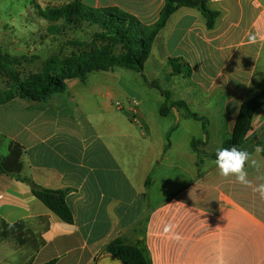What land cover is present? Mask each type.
Instances as JSON below:
<instances>
[{
  "label": "crops",
  "instance_id": "crops-1",
  "mask_svg": "<svg viewBox=\"0 0 264 264\" xmlns=\"http://www.w3.org/2000/svg\"><path fill=\"white\" fill-rule=\"evenodd\" d=\"M75 1L86 9H119L145 25L155 23L163 6V0ZM207 7L218 13L212 29L196 8L171 14L143 67L144 76L165 80L169 60H180L181 73L161 90L207 119L206 136L184 110L160 115L163 97L153 118L140 104L129 107L140 125L76 97L85 96V88L42 102L14 96L0 103V156L9 142L20 144L21 175L40 187L66 190L73 217L71 224L63 222L27 185L0 173V264H123L102 253L117 237L129 244L143 240L151 264H264V201L234 177H221L215 160L202 157L197 165V152L220 148L242 103L264 90V42L250 45L247 39L264 35V0H208ZM257 145L264 147V105L240 146L258 162L259 170L246 166L254 183L264 174ZM166 223L178 225L184 239L165 235Z\"/></svg>",
  "mask_w": 264,
  "mask_h": 264
},
{
  "label": "trees",
  "instance_id": "trees-1",
  "mask_svg": "<svg viewBox=\"0 0 264 264\" xmlns=\"http://www.w3.org/2000/svg\"><path fill=\"white\" fill-rule=\"evenodd\" d=\"M208 0H163V6L155 23L145 25L135 17L116 8L108 9H86L77 1L62 6L59 9L50 10L46 17L51 21H61L69 27L78 28L85 24L94 27L97 31L92 35V41H99L102 47L92 53L72 54L68 58L60 60L55 56L48 57L42 64L41 71L21 80L14 67L19 64V59L0 50V72H3L14 86V92L5 95L0 93V103L9 100L14 96L22 99L42 102L48 97L63 94L66 90V82L78 79L84 84L85 74L91 71H107L115 66L133 69L143 75V67L148 59L153 41L159 31L165 26L167 20L180 7L198 9L205 19L207 29H212L218 16L216 11L207 7ZM53 33L59 29L51 28ZM73 43V42H72ZM71 44V43H70ZM73 43L72 45H79ZM118 49L113 54L112 50ZM180 60H169L171 72L181 73L176 62ZM185 75H189L190 69L184 64ZM144 77V75H143ZM153 86V84L151 83ZM155 87V86H154ZM164 97V102L159 108L160 115H166L172 111L184 110L185 117L200 121L204 135L207 134V119L191 112L183 100L169 101L168 93L156 87ZM264 105V90L256 96L242 103L230 137L225 140L221 147L233 145L240 148L243 139L251 130V121L254 113ZM177 127L174 123L166 133V146L169 145V135ZM194 148V142L192 143ZM23 147L16 142H9L7 154L0 156V173L11 176L21 183L27 185L31 194L39 200L50 212L67 224L73 221L72 213L65 201L66 190H51L38 186L33 181L21 175ZM215 152H197L200 165V158L207 157L215 160ZM264 154V152H262ZM149 175L145 180V192L143 197L148 199L150 186ZM103 254L114 256L123 264H151L149 252L145 242L138 241L135 244L127 243L122 237H117L105 245ZM43 264H55V260Z\"/></svg>",
  "mask_w": 264,
  "mask_h": 264
},
{
  "label": "rangeland",
  "instance_id": "rangeland-1",
  "mask_svg": "<svg viewBox=\"0 0 264 264\" xmlns=\"http://www.w3.org/2000/svg\"><path fill=\"white\" fill-rule=\"evenodd\" d=\"M73 1L0 0V50L20 60L14 70L21 80L38 74L43 62L50 56L63 60L72 54L92 53L102 47L99 41H92V35L97 31L94 27L83 24L75 29L46 17L50 10L59 9ZM53 26L59 32L53 33ZM72 42L80 44L72 45ZM112 52L116 55L118 49L114 48ZM171 75L176 74L171 72L165 80L153 81L136 70L115 66L107 71L86 73L84 84L78 79L68 80L66 89L74 95L77 89H88L85 96L76 97L88 104L102 105L107 112H120L119 118L125 122L134 124L135 121L136 125H140L141 117L128 111L131 100H136L144 114H152L153 118L163 97L156 87L165 90ZM105 90H109V94L101 96L100 93ZM14 91L12 82L0 72V93L9 95ZM117 106H121L122 110L118 111ZM165 121L169 123V119H165L164 125Z\"/></svg>",
  "mask_w": 264,
  "mask_h": 264
},
{
  "label": "clouds",
  "instance_id": "clouds-1",
  "mask_svg": "<svg viewBox=\"0 0 264 264\" xmlns=\"http://www.w3.org/2000/svg\"><path fill=\"white\" fill-rule=\"evenodd\" d=\"M247 39L250 45L257 44L258 42H264V35L249 34ZM255 152H264V147L257 145ZM214 163L221 177L225 179L234 177L236 183L251 188L252 192L258 196L259 200L264 201V174L255 177L257 183L249 179V173L246 167L249 163L251 167L259 170L258 162L253 159L252 153L245 149L238 148L235 145L231 147H221L215 152ZM177 227L178 225L174 223H166L164 224L163 232L165 235H168L170 239L180 242L184 237L176 231ZM219 264H223L222 259L219 261Z\"/></svg>",
  "mask_w": 264,
  "mask_h": 264
},
{
  "label": "built area",
  "instance_id": "built-area-1",
  "mask_svg": "<svg viewBox=\"0 0 264 264\" xmlns=\"http://www.w3.org/2000/svg\"><path fill=\"white\" fill-rule=\"evenodd\" d=\"M131 105L136 108L138 107L139 103L136 100H131Z\"/></svg>",
  "mask_w": 264,
  "mask_h": 264
}]
</instances>
